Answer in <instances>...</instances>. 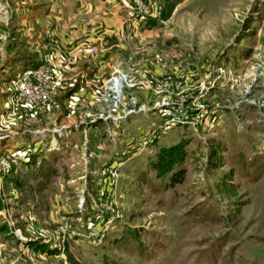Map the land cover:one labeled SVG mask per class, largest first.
<instances>
[{"label":"rangeland","instance_id":"rangeland-1","mask_svg":"<svg viewBox=\"0 0 264 264\" xmlns=\"http://www.w3.org/2000/svg\"><path fill=\"white\" fill-rule=\"evenodd\" d=\"M148 1L79 67L86 2L0 0V264H264V0Z\"/></svg>","mask_w":264,"mask_h":264},{"label":"crops","instance_id":"crops-1","mask_svg":"<svg viewBox=\"0 0 264 264\" xmlns=\"http://www.w3.org/2000/svg\"><path fill=\"white\" fill-rule=\"evenodd\" d=\"M87 3L88 9L87 11H90L94 13L93 17L91 16L89 20H86L82 28H77L74 30H71L70 33H65L63 32L62 29L56 28V25L54 26H47L45 29L40 30V35L41 39L45 40V42L49 45L50 43L53 42H59V48H61L64 53H67L66 55H63L62 60L59 61V65L61 63H64L65 60H67L69 65H72L73 62L77 63L79 61L78 66L81 67V64L83 62H86L88 59V55H82L84 52L85 54H89L86 51L87 46L85 45L86 42H93L99 45L100 47V53L98 56L92 55L93 59V64L96 66L102 64L104 62L103 58L107 55H105L104 52L105 46L104 42L108 39H111L113 36L119 37L121 33L125 31L126 23L128 24L127 26H130V16H131V11H130V0H81ZM80 0H77V3L80 4L82 3ZM83 4V3H82ZM49 11V10H48ZM48 11L46 13V19H54L53 18V12L48 14ZM79 12H84L80 11ZM91 13V14H92ZM90 16V15H89ZM88 16V18H89ZM64 23H61L60 27H62ZM72 26V25H71ZM82 26V25H81ZM46 45V47L48 46ZM58 46V45H57ZM113 49V47H111ZM110 49V50H111ZM60 50V49H59ZM109 49L107 50L109 53ZM73 55V57H71ZM62 56V54H61ZM66 57V58H64ZM85 57L83 60L82 58ZM36 58V57H35ZM41 58L43 56L41 55ZM46 58V56H45ZM29 66L32 63H36V59H26L25 61ZM39 63V62H38ZM74 65V64H73ZM85 71V70H83ZM79 130V128H78ZM52 131V130H51ZM64 136L65 135V130L64 132L62 131L59 132V134H46L44 137L50 136L51 139L55 137L58 142V137ZM43 136V135H42Z\"/></svg>","mask_w":264,"mask_h":264},{"label":"built area","instance_id":"built-area-1","mask_svg":"<svg viewBox=\"0 0 264 264\" xmlns=\"http://www.w3.org/2000/svg\"><path fill=\"white\" fill-rule=\"evenodd\" d=\"M134 15L136 19H144L149 17H159L161 12L155 11V9L149 8L148 0H134ZM93 50L98 52V47H94ZM51 70L50 64H42L38 67H25L23 76L17 81H13L17 88H20L21 96H23L28 102H35L40 99L42 94L41 83L48 82V73ZM116 86L124 88L125 77L116 78ZM121 88V89H122ZM133 113V112H132ZM129 114V113H128ZM59 131V130H58Z\"/></svg>","mask_w":264,"mask_h":264},{"label":"trees","instance_id":"trees-1","mask_svg":"<svg viewBox=\"0 0 264 264\" xmlns=\"http://www.w3.org/2000/svg\"><path fill=\"white\" fill-rule=\"evenodd\" d=\"M31 67H38L40 66V63L36 62V63H32L30 65ZM4 208V203L2 202V199L0 198V210H2Z\"/></svg>","mask_w":264,"mask_h":264}]
</instances>
